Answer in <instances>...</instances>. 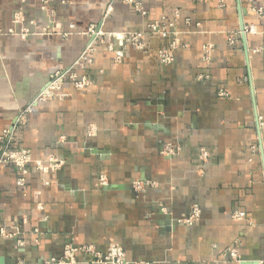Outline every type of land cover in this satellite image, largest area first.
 <instances>
[{"label": "crops", "instance_id": "obj_1", "mask_svg": "<svg viewBox=\"0 0 264 264\" xmlns=\"http://www.w3.org/2000/svg\"><path fill=\"white\" fill-rule=\"evenodd\" d=\"M159 20L172 34L149 31ZM92 26L103 36L74 69L89 85L66 80L14 132L32 154L25 188L0 165V259L53 264L69 244L115 241L132 264H264V0H0V136ZM50 158L63 165L43 172Z\"/></svg>", "mask_w": 264, "mask_h": 264}, {"label": "built area", "instance_id": "obj_2", "mask_svg": "<svg viewBox=\"0 0 264 264\" xmlns=\"http://www.w3.org/2000/svg\"><path fill=\"white\" fill-rule=\"evenodd\" d=\"M47 1V0H45ZM261 12V9H259ZM172 25H168L164 20L156 21L149 25V31L152 34H160L162 37H167L172 34L170 31V27ZM251 31H254L251 28ZM89 34H91L94 38L90 42L88 46V50L81 56L77 62L66 70H58L51 75L48 86L42 91L32 103L25 109L22 110L15 120V122L5 129L0 136V165L12 164L16 166L19 170V176L17 179L18 186L21 188H25L26 186V177L29 173L28 166L32 163V154L31 151L24 148H14L12 143L15 141L14 132L19 129L21 125L24 124L26 120V116L28 113L32 111L33 103H37L38 101H45L48 98H54L55 96L63 97L64 95L61 93V88L63 83L68 80L74 84L76 88L83 89L87 85H89V80L86 76H82L81 78L74 71L75 68L83 69L86 64L91 63V59L88 57V53L91 49L93 42L97 37H102L103 33L100 30H96L95 26H92ZM125 42L131 44L138 50H144L147 46L145 43V37L142 32H130L126 33L123 36ZM103 40V39H102ZM233 39H231V43ZM207 51V50H206ZM257 51L264 52V46L259 48ZM174 58L173 51L163 50L160 53V59L164 64L172 63ZM223 96L224 93L222 92ZM180 151V147L178 145H167L165 148V155H171ZM202 159H206L208 157V153H202ZM63 165V161L50 158L47 165L40 164L38 168L43 172L55 171L59 169ZM101 185H106L107 181L104 177L101 178ZM136 188H141V183H135ZM244 214H238L239 217H242ZM201 216V210L199 206H194L192 208L191 214L189 217L180 219V224L192 225L194 222L199 220ZM4 233V231H2ZM82 254V261L79 262L77 259V254ZM132 264L128 261L124 248L117 242L111 241L109 242L105 252H99L93 246H82L77 247L72 244H69L65 247L64 255L61 259L55 260L53 264Z\"/></svg>", "mask_w": 264, "mask_h": 264}, {"label": "water", "instance_id": "obj_3", "mask_svg": "<svg viewBox=\"0 0 264 264\" xmlns=\"http://www.w3.org/2000/svg\"><path fill=\"white\" fill-rule=\"evenodd\" d=\"M94 38V37H93ZM0 264H4V261L2 259H0Z\"/></svg>", "mask_w": 264, "mask_h": 264}]
</instances>
